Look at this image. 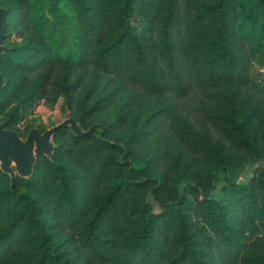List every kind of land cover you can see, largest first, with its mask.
<instances>
[{
	"label": "trees",
	"instance_id": "obj_1",
	"mask_svg": "<svg viewBox=\"0 0 264 264\" xmlns=\"http://www.w3.org/2000/svg\"><path fill=\"white\" fill-rule=\"evenodd\" d=\"M0 7V122L23 138L64 99L101 126L57 132L29 178L0 168V264H264V168L238 181L264 158V0Z\"/></svg>",
	"mask_w": 264,
	"mask_h": 264
},
{
	"label": "water",
	"instance_id": "obj_2",
	"mask_svg": "<svg viewBox=\"0 0 264 264\" xmlns=\"http://www.w3.org/2000/svg\"><path fill=\"white\" fill-rule=\"evenodd\" d=\"M9 27V11L0 7V53L6 51L1 43L6 37ZM5 86V78L0 70V91ZM70 128L77 137L92 135L99 125H94L89 130L84 131L78 121L71 117L66 121L42 132L39 129H32L26 139L14 130L7 128L5 122H0V168L10 175L14 182L16 176L29 178L33 175L34 167L39 156L51 157L55 151L53 142L54 135L64 129Z\"/></svg>",
	"mask_w": 264,
	"mask_h": 264
},
{
	"label": "rangeland",
	"instance_id": "obj_3",
	"mask_svg": "<svg viewBox=\"0 0 264 264\" xmlns=\"http://www.w3.org/2000/svg\"><path fill=\"white\" fill-rule=\"evenodd\" d=\"M254 62L256 61V58L253 60ZM251 72L253 74L261 75V78H264V66L260 65L259 63L255 62V66H251ZM163 103L155 102L149 104V107L147 108L148 111L150 112H156L160 108H162ZM146 111V110H144ZM147 112H144L145 115L141 117L135 116V119H138L140 122H142L147 114ZM71 118L70 112L66 109V103L64 99H61L58 104H56L54 107H49L45 105L44 103H40L38 105L32 106L21 118V120L18 123V127L20 129V132L23 134V139H26L28 136L29 132L32 129H39L42 132L66 121L67 119ZM99 127H101L99 125ZM70 129V128H69ZM98 130V129H97ZM118 135L116 138H121V133H117ZM123 138V136H122ZM115 139V138H114ZM116 140V139H115ZM158 147L155 145L153 146L152 152L156 151ZM264 168V158L258 161H248L246 162L244 169L240 170L239 176H238V181L243 183V182H249L255 175V171L258 168ZM223 172H220L218 174L219 178V187L222 186V181H223ZM149 201L152 203L153 199L150 198Z\"/></svg>",
	"mask_w": 264,
	"mask_h": 264
}]
</instances>
